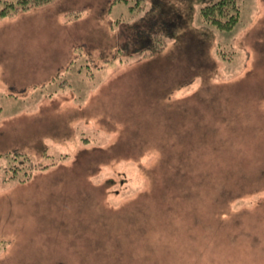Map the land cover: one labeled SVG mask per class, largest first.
Segmentation results:
<instances>
[{
	"label": "rangeland",
	"instance_id": "374dc122",
	"mask_svg": "<svg viewBox=\"0 0 264 264\" xmlns=\"http://www.w3.org/2000/svg\"><path fill=\"white\" fill-rule=\"evenodd\" d=\"M111 1L0 18V264H264V0L151 58Z\"/></svg>",
	"mask_w": 264,
	"mask_h": 264
},
{
	"label": "trees",
	"instance_id": "16d2710c",
	"mask_svg": "<svg viewBox=\"0 0 264 264\" xmlns=\"http://www.w3.org/2000/svg\"><path fill=\"white\" fill-rule=\"evenodd\" d=\"M55 1L57 0H0V18H11L25 11L35 9V7L44 6ZM119 1L126 0H112L110 6L115 5ZM147 2L150 9L146 8ZM168 3V0H136V3L129 7L135 11L134 14L138 17L143 14L149 16L148 20H145L143 25H140L137 30L141 32L138 36L139 38L135 39V43H139V48L135 49L139 50L137 54H143V57L150 58L155 56L166 48L169 43L168 39L177 32L179 22L177 18L172 16ZM200 6L199 17H201V21L218 31L227 32L233 30L241 19L242 4L239 3V0H201ZM121 53H123L122 46L115 55L119 56ZM10 154L12 153L7 152L5 155ZM14 155L18 156V158L14 157V160H19L21 156L23 161H29L27 155L21 151L15 152ZM32 164L34 170L36 164ZM53 164L42 167L46 168ZM24 168L27 169L28 166L13 165L9 168L11 172L8 173L4 180L17 179L19 182H27L34 173L30 169L31 171L27 170L21 176L20 174L18 175V172ZM242 179H244L243 176Z\"/></svg>",
	"mask_w": 264,
	"mask_h": 264
},
{
	"label": "crops",
	"instance_id": "0c3cea01",
	"mask_svg": "<svg viewBox=\"0 0 264 264\" xmlns=\"http://www.w3.org/2000/svg\"><path fill=\"white\" fill-rule=\"evenodd\" d=\"M58 1V0H57ZM51 4V3H50ZM47 5V4H46ZM35 8H37V7H35ZM32 10H34V9H32ZM32 10H29V11H32ZM29 11H25L24 13H26V12H29ZM24 13H20V14H18V15H15V16H24Z\"/></svg>",
	"mask_w": 264,
	"mask_h": 264
}]
</instances>
